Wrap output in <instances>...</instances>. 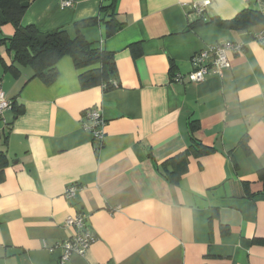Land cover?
I'll return each instance as SVG.
<instances>
[{
    "label": "crops",
    "instance_id": "obj_1",
    "mask_svg": "<svg viewBox=\"0 0 264 264\" xmlns=\"http://www.w3.org/2000/svg\"><path fill=\"white\" fill-rule=\"evenodd\" d=\"M29 0L21 24L40 32L96 18L105 0ZM205 0H118L125 27L106 39L103 23L80 27L85 40L114 54L117 87L81 90L72 60L56 64L45 86L0 47V91L21 108L0 118V264H61L65 219L82 213L96 241L62 264H264V22L234 30L224 23L260 12L255 0H210L205 21L187 5ZM11 25L0 27L9 38ZM226 41L219 76L188 83L191 57ZM134 44L140 53L133 55ZM14 66L13 73L10 68ZM180 83H173L176 76ZM100 110L101 147L82 129ZM195 122L196 130L190 123ZM194 140L213 152L189 156L176 183L163 163ZM167 171L172 168L167 166ZM76 185L77 196L64 198Z\"/></svg>",
    "mask_w": 264,
    "mask_h": 264
},
{
    "label": "trees",
    "instance_id": "obj_2",
    "mask_svg": "<svg viewBox=\"0 0 264 264\" xmlns=\"http://www.w3.org/2000/svg\"><path fill=\"white\" fill-rule=\"evenodd\" d=\"M117 2L118 0H105L96 18L74 25L75 36L71 38L62 28L40 32L34 25L23 26L21 19L29 5V0H0V27L9 24L14 29L11 37L0 39V47L12 53L14 63L29 67L32 71L31 79H38L45 86L55 82L58 76L56 64L61 58L67 56L72 60L74 68L82 71L78 75L81 90L95 87H102L103 91L113 90L118 86L114 54L88 43L80 27L101 22L104 26L105 38L114 36L125 27V23L120 22L117 16ZM204 21L199 19L197 22L202 24ZM260 22H264L260 12L244 10L224 25L234 30H243ZM139 46V44L129 46L132 48L133 55L140 53ZM10 71L14 73L16 68L12 66ZM11 107L14 116L21 113V108L14 102L11 103ZM190 127L192 131L198 128L195 122L190 123ZM212 152L211 148L192 140L187 150L163 163V174L172 183H176L187 171L189 156L201 158ZM5 165V158L0 153V181L3 179ZM167 166H170L172 170L167 171ZM257 178L264 187V168L257 172ZM255 242L264 245V240H255Z\"/></svg>",
    "mask_w": 264,
    "mask_h": 264
},
{
    "label": "built area",
    "instance_id": "obj_3",
    "mask_svg": "<svg viewBox=\"0 0 264 264\" xmlns=\"http://www.w3.org/2000/svg\"><path fill=\"white\" fill-rule=\"evenodd\" d=\"M257 4L263 5L264 0H255ZM72 0L62 3V7H70ZM211 4L210 0L193 2L187 5L188 10L199 19L205 20L206 8ZM258 41L264 46V36H258ZM244 51V46L239 43L226 41L215 45L205 46L191 57L192 70L187 75L188 83H199L208 76H219L221 71L228 66V55L240 54ZM181 77H174L173 83H180ZM11 108V102L7 100L5 94L0 91V118L3 113ZM84 122L82 129L91 134L93 141L97 143V148L101 147L104 139V121L100 110L91 108L83 113ZM79 188L76 185L69 186L64 198L72 201L76 198ZM64 228L71 231L70 236L61 244L62 254L61 264L69 260L73 255L84 256L91 245L96 241L95 233L87 226L85 216L76 212L68 216L64 222Z\"/></svg>",
    "mask_w": 264,
    "mask_h": 264
}]
</instances>
